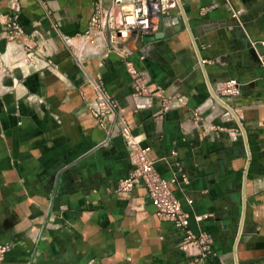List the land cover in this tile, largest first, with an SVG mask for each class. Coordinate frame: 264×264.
I'll list each match as a JSON object with an SVG mask.
<instances>
[{"label": "crops", "instance_id": "obj_1", "mask_svg": "<svg viewBox=\"0 0 264 264\" xmlns=\"http://www.w3.org/2000/svg\"><path fill=\"white\" fill-rule=\"evenodd\" d=\"M179 3L180 31L114 45L86 33L111 0H0V264H264V0ZM229 79L240 94L218 96ZM97 86L114 119L91 115ZM125 137L177 179L194 239L144 185L119 191L135 168Z\"/></svg>", "mask_w": 264, "mask_h": 264}, {"label": "built area", "instance_id": "obj_2", "mask_svg": "<svg viewBox=\"0 0 264 264\" xmlns=\"http://www.w3.org/2000/svg\"><path fill=\"white\" fill-rule=\"evenodd\" d=\"M180 0H111L109 9L104 10L97 6L90 18L86 33L91 43H95L98 36L108 31L111 44L126 41L131 36L148 37L154 35L159 24V17L164 10L171 9ZM5 35L10 43H23L26 32L16 17L8 21ZM26 52L31 48L26 45ZM264 65V60L262 61ZM97 97L89 105L91 115L98 119H114L119 111L118 102L110 96L102 86H97ZM241 83L237 79H229L217 86L216 94L222 97H233L240 94ZM126 138V137H125ZM130 147L131 159L135 165L134 170L119 183V191L131 192L138 185H144L155 208L157 217L172 222L177 228L186 232V239L192 240L194 234L189 230L190 215L181 201L175 196L172 185L177 183L176 178L167 180L163 178L152 161L149 154L150 146L126 139ZM192 203V201H189ZM206 237V236H205ZM210 237H206L205 250L210 251ZM183 243L181 244V247ZM10 247L0 244V262L4 260Z\"/></svg>", "mask_w": 264, "mask_h": 264}, {"label": "water", "instance_id": "obj_3", "mask_svg": "<svg viewBox=\"0 0 264 264\" xmlns=\"http://www.w3.org/2000/svg\"><path fill=\"white\" fill-rule=\"evenodd\" d=\"M182 3H179L178 8L164 10L159 17V30L152 36L144 37V41H156L163 39L175 31H180L183 28L181 16L186 18ZM253 51L257 52L256 61L261 62L264 57V47L262 43H257L253 47ZM252 51V52H253Z\"/></svg>", "mask_w": 264, "mask_h": 264}]
</instances>
